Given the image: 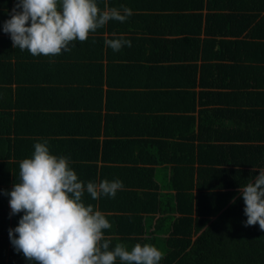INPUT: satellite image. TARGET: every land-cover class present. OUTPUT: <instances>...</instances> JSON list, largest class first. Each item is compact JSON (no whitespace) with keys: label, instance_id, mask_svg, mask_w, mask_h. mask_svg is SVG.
<instances>
[{"label":"trees","instance_id":"obj_1","mask_svg":"<svg viewBox=\"0 0 264 264\" xmlns=\"http://www.w3.org/2000/svg\"><path fill=\"white\" fill-rule=\"evenodd\" d=\"M16 2L0 0V264H32L10 242L23 213L6 193L44 141L85 185L122 181L114 198H82L111 223L110 247L264 264L238 191L264 169V0H97L131 15L51 57L12 47ZM120 36L131 46L105 45Z\"/></svg>","mask_w":264,"mask_h":264},{"label":"clouds","instance_id":"obj_2","mask_svg":"<svg viewBox=\"0 0 264 264\" xmlns=\"http://www.w3.org/2000/svg\"><path fill=\"white\" fill-rule=\"evenodd\" d=\"M130 15L127 7L123 12L108 6L101 10L97 0H17L3 32L15 49L33 56H59L110 20L124 22ZM105 45L118 52L131 42L120 36L105 39ZM122 188L120 180L85 185L70 167L69 157L52 154L47 141L37 142L31 157L19 162V182L6 193L10 215L23 213L18 225L9 229L10 242L32 264H160L165 253L152 244L110 247L105 230L111 223L82 199L85 191L93 200L101 195L114 198ZM238 191L245 204L244 226L258 224L264 230V169Z\"/></svg>","mask_w":264,"mask_h":264},{"label":"crops","instance_id":"obj_3","mask_svg":"<svg viewBox=\"0 0 264 264\" xmlns=\"http://www.w3.org/2000/svg\"><path fill=\"white\" fill-rule=\"evenodd\" d=\"M11 45H12V44H11ZM12 86L15 87V86H17V84L14 83V84H12ZM93 206H94V205H93ZM8 207H9V209H10L9 203H8ZM94 208H95V206H94ZM97 208H98V207H97ZM97 208H96V209H97ZM97 210H99V208H98ZM10 211H11V209H10ZM6 258H7V256H6ZM7 261H8V259H5V260H4L5 263H7Z\"/></svg>","mask_w":264,"mask_h":264},{"label":"rangeland","instance_id":"obj_4","mask_svg":"<svg viewBox=\"0 0 264 264\" xmlns=\"http://www.w3.org/2000/svg\"><path fill=\"white\" fill-rule=\"evenodd\" d=\"M161 172V171H160Z\"/></svg>","mask_w":264,"mask_h":264}]
</instances>
